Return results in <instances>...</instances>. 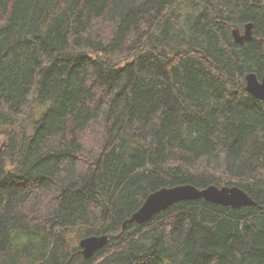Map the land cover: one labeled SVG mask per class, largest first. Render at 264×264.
Here are the masks:
<instances>
[{"label": "trees", "instance_id": "obj_1", "mask_svg": "<svg viewBox=\"0 0 264 264\" xmlns=\"http://www.w3.org/2000/svg\"><path fill=\"white\" fill-rule=\"evenodd\" d=\"M250 72L264 74V0H0V264H264ZM181 184L256 204L180 200L122 228Z\"/></svg>", "mask_w": 264, "mask_h": 264}, {"label": "water", "instance_id": "obj_2", "mask_svg": "<svg viewBox=\"0 0 264 264\" xmlns=\"http://www.w3.org/2000/svg\"><path fill=\"white\" fill-rule=\"evenodd\" d=\"M233 37L236 42L243 43L252 38V24L246 23L243 31L233 30ZM245 85L249 93L256 98L264 100V74L258 78L254 72L247 73ZM203 198L223 206L239 207L255 205L256 202L242 188L238 186L209 185L198 188L192 184H181L172 187H162L151 192L143 201L142 205L128 217L122 225L125 228L127 223L142 224L150 220L154 215L167 209L169 206L180 200H196ZM109 235H88L80 240V252L84 258L92 257L99 249L107 244Z\"/></svg>", "mask_w": 264, "mask_h": 264}]
</instances>
